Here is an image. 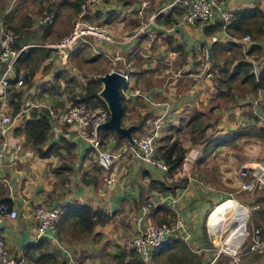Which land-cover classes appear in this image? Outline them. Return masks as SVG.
Wrapping results in <instances>:
<instances>
[{
    "label": "crops",
    "instance_id": "obj_1",
    "mask_svg": "<svg viewBox=\"0 0 264 264\" xmlns=\"http://www.w3.org/2000/svg\"><path fill=\"white\" fill-rule=\"evenodd\" d=\"M16 1L28 3L30 0H6L12 4ZM56 1L60 3V0ZM61 1L66 4L72 0ZM170 1L98 0L90 3L83 15L85 19L89 13L92 19L89 17L88 21L103 26L113 38V41L94 40L90 36L91 55L106 57L109 64H112L108 71L127 72L132 87L142 92L139 95L122 96V124L128 126L142 122L140 129L132 130V136L141 134L149 127L150 120L163 109L164 102H168V116L157 139L158 143L160 137L168 134L170 126H178L194 112L204 114L206 109L210 114L218 115L213 134L217 136L233 132L234 139L222 142L212 137L193 143L187 131L180 133L182 145L187 151L182 163L169 178H164L159 170L141 165L132 155H128L127 160L114 170L116 181L106 185L103 182V170L96 164L87 145L70 128L62 127L50 132L43 148L52 142L64 144L61 138L73 145L43 157L26 140L21 131L24 124L14 125L6 135L15 149L14 155L0 162V201L5 200L3 202L6 204L10 202V208L17 211L15 217L0 213V237L11 254L17 255L25 251L27 245L38 242L35 254L41 251L51 253L55 264L66 263V250L74 254L76 264H112L110 261L118 264V256L123 253L121 239L136 234L138 221L144 222L146 216L158 222L154 218L156 207L165 206L169 210V216L166 215L168 221L179 216L186 223L190 232L189 242L208 248L204 253L206 263L217 255L218 250L211 251L206 245L203 225L205 217L221 199L232 195L250 211L251 219L259 223L260 215L264 213V192L242 189L237 169L242 164L264 160V135L255 132L262 127L256 123V118L264 116V88L251 87L246 94H236L231 88L232 96L223 95L224 105H214L212 103L218 97V89L215 72L210 66L221 65L222 57H229L233 49L238 51L239 56H232L231 61L223 67L225 70L229 71L236 59L241 58L251 61L255 75L264 67V0H222L224 7L233 13L243 8L256 7L262 15L256 17V23L250 17L242 21L239 27L232 25L227 35H219L216 41L210 38V31L205 32L197 24H179L176 13L180 8L168 7ZM2 6L0 20L3 22L4 16L9 17L5 14L12 6L6 5L4 10ZM80 12L81 9L74 12L76 18ZM116 14L134 18L130 24V27L133 24L134 27L114 30L111 23L115 21ZM15 19L12 25L18 30H32L37 25L36 19L35 25L27 29L23 22L19 26L23 17ZM25 19H28L27 15ZM1 21L0 24L5 25ZM142 26L143 29L135 36L137 29ZM244 27H249L251 32L241 31ZM51 30L56 29L52 27ZM245 34H248V39H242ZM42 37V30L33 28L30 33L23 32L20 41L41 42ZM204 50H207L210 57L208 68L201 59ZM59 56L61 58V54ZM53 57L50 54L44 60L50 61ZM46 61L35 70L33 79L42 75L41 68L46 66ZM65 63L66 60L61 68L65 67ZM51 75L50 71L45 74V78L50 80ZM35 84L30 89L31 99L53 103L61 100L60 94L43 93L40 97V88H36ZM34 91L36 94H33ZM107 136L114 143L115 149L129 142L127 138L125 141L118 140L116 134ZM64 163L66 165L63 169L55 170ZM84 177L89 179L88 182L83 180ZM152 179L171 184V191L152 189ZM237 201L233 200L239 204ZM70 202L99 208L108 213L110 218L103 223L95 221L90 232L80 233L71 225L69 215H65L56 222L54 232L35 239V221L30 215L32 207L38 203L67 205ZM142 206H147L144 217ZM184 242L189 246L188 242ZM124 262L129 263L125 255ZM241 264H264V257L249 255L241 260Z\"/></svg>",
    "mask_w": 264,
    "mask_h": 264
},
{
    "label": "built area",
    "instance_id": "obj_2",
    "mask_svg": "<svg viewBox=\"0 0 264 264\" xmlns=\"http://www.w3.org/2000/svg\"><path fill=\"white\" fill-rule=\"evenodd\" d=\"M93 2H98V0H84L81 4V12L78 18L74 20L71 30L63 39L56 43L21 42L20 38H18L19 34L13 27L0 24V162L3 159H10L14 155L15 149L6 139L8 131L14 125L24 124L30 110L38 108L47 110L50 132H55L62 127H68L87 145L95 161L104 172V184L111 185L116 181L114 170L117 165H122L127 160L128 155H132V158L141 165L159 170L164 178H169L168 165L159 155L156 145L164 125L163 123L167 120L168 102H164L162 105L163 109L156 117L154 116L150 120L149 127L145 131L139 135L132 136L131 142L116 149L108 136L102 137L103 128H101V125L109 117L107 105L104 106L98 102L93 105H88L84 102H72L68 97L60 94L61 100L58 102H45L44 100L33 98L25 103L23 102L24 104L22 103L16 112L12 113L10 111L11 95L14 89L24 86L25 82V72L18 66V59L23 50L30 46H48L52 52L53 49L57 48L58 50L54 51L62 53L61 62L63 63L67 58L65 48L77 40L89 42L91 40L89 37L91 36L94 40L113 41L110 32L103 26L83 18L84 9H87L88 5ZM167 6H178L180 8L176 13L179 24H197L202 29L207 25L215 26V31H212L210 36L212 41H216L219 35H227L234 18L233 11L225 8L222 0H171ZM139 13H141V10ZM53 18V10H45L37 18L36 23L37 25L47 24L52 22ZM142 29L143 26L138 28L134 35L136 36ZM242 39H248V35H244ZM201 59L208 68L210 57L207 50L202 52ZM119 72L124 76V81L120 85L121 96L139 95L142 93L138 88L132 87L130 75L127 72ZM34 93L36 94V91ZM256 123L264 127V116L256 118ZM237 173L242 180V189L255 192L256 188L264 187V160L257 161L254 164H242L238 167ZM142 207V217H144L147 213V206ZM62 212V204H35L30 210V215L35 221V239L49 235L52 231L54 232L56 222ZM0 213H7L10 217L17 215L15 209L9 208L3 202L0 203ZM249 213L250 211H248L246 223L249 219ZM206 217L204 225L207 235L209 238H212L211 236L220 238L223 229H221L219 235H217L216 231H209L206 225ZM139 220L142 221V218L140 217ZM246 223L236 246H230L225 239L221 240L223 243L221 241L219 243L220 247L217 255L220 252L230 255V264H241L240 256L242 254L264 257V216L259 223L252 224L249 228L246 227ZM167 236L178 237L188 242L191 250L197 255L202 252L206 253L208 250L206 246L189 242L190 232L181 217L177 216L167 222H155L146 216L144 222L140 223L138 221L136 234L121 239V252L128 259L132 257V252H135L144 264H150L152 250L160 245ZM215 257L216 255L213 258ZM211 261L201 264H211ZM65 262V264H76L74 254L70 250H66ZM0 264H35V262L27 257L24 251L17 255L11 254L0 237Z\"/></svg>",
    "mask_w": 264,
    "mask_h": 264
},
{
    "label": "trees",
    "instance_id": "obj_3",
    "mask_svg": "<svg viewBox=\"0 0 264 264\" xmlns=\"http://www.w3.org/2000/svg\"><path fill=\"white\" fill-rule=\"evenodd\" d=\"M82 1L83 0H72L69 2L74 12H78V10L80 9L79 5ZM260 15L262 14H260V11L256 7L243 8L237 10L234 13L232 25L239 27L242 21L250 17H252V21L256 23L257 21L256 17ZM8 22H9V18L5 17L3 23H8ZM51 23L52 22L44 24L45 25L44 28H46L47 30V28L51 25ZM213 30H215V26L207 25L204 27L205 32H209V31L212 32ZM241 31H244L246 33L251 32V30H249V27H244V29ZM21 34L22 33H19L18 38H21ZM44 35L45 32L43 33V36ZM213 45H214L213 47L215 48L216 42ZM16 46H18V44H16ZM50 54L51 53L49 48L33 47V46L28 47L26 50H23L20 53L18 62L25 63L24 67L26 69V73H25L26 83L29 81L30 78H32V76L35 73V70L39 67V65L44 61V59L48 58ZM218 72L221 73V77L215 76L217 89H218L216 93L217 96H219V94L232 96L233 91H231L230 89L232 88V81L235 78L239 79L240 82L242 81L247 82L252 87V89H258L260 87L264 88V67L257 72V75H255V72L252 70L251 61L245 58L236 59V62L232 64L231 69L229 71L225 70L222 67L221 69L220 68L218 69ZM62 73L63 71L58 73L56 72L54 79H59L60 76H62ZM65 82L72 83L73 85H75V89L78 90L76 95L72 96V98H68L69 100H72V102H84L87 103L88 105H93L94 103L98 102L106 106V103L98 94L99 90L101 89V83L98 80H96L94 77H89L87 79L82 80L81 82L79 80L80 84L75 82L73 78H67ZM59 89H60L59 86L54 83L49 86L43 85L39 90V95L40 97H42L43 93H47L48 95L63 93V91ZM23 93H24V89L21 87L14 89L10 101V111L12 113L16 112L23 103ZM121 98H122V106H123V97L121 96ZM203 116H205L203 113L194 112L189 116V118H187L183 123H180L178 126L176 127L170 126L168 128L169 130L168 134L162 138L160 137L161 139L159 138L160 142L159 143L157 142L158 143L157 150L161 158H163L165 163L168 165L169 176H171L172 173L175 172L176 169L180 166L187 151V148L182 145L179 136L180 133L184 134L187 131V133L190 134V139L193 141V143H196L197 141H201L204 139H210L212 137L217 138L222 142L223 141L227 142V140L234 139L233 132L227 135L225 134V135L216 136L213 134L215 130L212 129V132L208 134L207 129L210 128L209 127L210 118L207 117L206 119H203ZM121 124H122V117H121ZM183 125L185 126V129L183 128ZM21 131L23 132L28 143L37 150L40 156L43 157L48 156L50 154L58 153L61 148L69 149V147L73 145L70 144L69 141L61 138L64 144H60L58 142H52L51 144L43 148V145L46 142V140H48L50 134V121L47 115V110L45 109H38V108L31 109L28 117L24 121V125L21 128ZM173 132H175L176 134L173 135ZM255 132L264 135V127L257 128ZM109 134H116L118 140L120 141L122 140L125 141L126 139V137L115 133V131L112 128L104 127L102 129V137H105ZM96 164L98 165L97 162ZM65 165H66L65 163L61 164V167H56L55 170L57 171L63 169ZM83 180L85 182H88L89 179L84 177ZM150 186L152 187V189H158L160 191H169V190L171 191L172 189L171 184H167L164 180L152 179L150 180ZM3 201L5 200H1L0 203H2ZM227 201L232 202L231 200H227ZM6 205L10 208L11 203L8 202V204ZM216 205H214L212 209ZM156 211L157 212L154 214V218H156L158 222H167L169 220V218L166 217L167 214L169 216V210L165 206L156 207ZM65 215H69L68 218L70 217L71 221H74L73 226L75 231H78L80 233L90 232L93 228L95 221H99L103 223V222H107L110 218V215L108 213L104 212L99 208L96 209L88 204H80L76 202H70L67 205H63V212L60 215L59 220L62 216ZM37 247H38V242L36 244L33 243L27 245L24 251L26 256L34 260L35 264H55L54 261L55 258L51 253H46L45 251H41L39 252V254H35ZM172 247L176 248L174 254L178 258L179 262L187 259L186 263L188 264L193 263L194 257L197 254L194 253L191 250V247L188 246L181 238L174 236H167L166 238H164L163 242L160 245L156 246L152 250L150 263L163 264L165 261H162L161 258L166 255L167 256L170 255V253L168 254V252L173 251ZM128 262L129 263L124 262L123 253H121L118 256V264H144V262L140 259L139 255L135 252H132V257L128 259Z\"/></svg>",
    "mask_w": 264,
    "mask_h": 264
},
{
    "label": "rangeland",
    "instance_id": "obj_4",
    "mask_svg": "<svg viewBox=\"0 0 264 264\" xmlns=\"http://www.w3.org/2000/svg\"><path fill=\"white\" fill-rule=\"evenodd\" d=\"M42 1H44V0H42ZM42 1L41 0L40 1L30 0L28 3H26V2L19 3V1L18 2L16 1L17 3L12 4V3H7L6 0H3L2 1L3 3L0 2V6H1V4H3V6H2L3 10H4V7L6 5L9 7L12 6V7H10L9 12L7 14H5V15L9 16L8 18L11 22L10 23L9 22L4 23V24L6 26L13 27V29L18 34L23 33V32H25V34L30 33L33 31V28H35V30H37V28H39L40 30H42V33L45 32V35L42 38H40L41 42H45L43 40H51L52 41L51 43H56V42L60 41L71 30L74 20L77 19L76 18L77 14L74 15V10L70 6L69 2H66V4H64V3H61L62 2L61 0H60V3H59V1H56V0H47L44 2H42ZM83 2H84V0L79 5L80 9H81V4ZM11 8H13V9H11ZM1 9L2 8L0 7V11H1ZM49 9L53 10L54 18H53L51 25L47 28V30H46V28H44L45 27L44 24L43 25L42 24L36 25L32 28V30H18V28L16 26L12 25L13 21L16 20L15 18L21 19V17H23V19L20 20L19 26L23 22V23H25L26 28L28 29L33 24L35 25V20L37 18H39L40 15H42V13L45 10H49ZM85 10H87V9L85 8L84 11ZM25 15H27L28 19H25ZM90 16L91 15L88 13L87 17L85 19H87V21L90 20V18H91ZM3 18H5V16ZM133 19L134 18H131V16H129V15H126L123 17V15L116 14L115 21H113L111 23V26L114 30H120L121 31V30H123L124 27L129 28L130 24H132ZM15 22H18V20ZM71 22H72V24H71V26H69ZM1 23H3V22L1 21ZM52 27H55L56 30H51ZM132 27H134V24L130 28H132ZM68 29H70V30H68ZM33 41L40 42V40H33ZM65 50L67 52V58H66V63L64 64V66H65L64 68H61V66H63V63H61V58L59 56V54H62V53H58V51H52L51 55H54V57L49 59L50 61L44 60L42 62V63H44L45 61L48 62V63H46V66H43L41 68L42 75L39 74L38 76H36L35 79L30 78L27 83L24 82V86L21 87L24 89V95H23V102L24 103L28 100H31V98H32V93L30 92V89L32 88V84L34 82H36V84H35L36 88L37 87L41 88L43 85L49 86V85L54 83V84L59 86V88H60L59 90L63 91V93H61L62 95H65L68 98H72V96L77 94L78 90L75 89V85H73L72 83L65 82V80L67 78H73L75 80V82L80 84V82L82 80H84L85 78L87 79L89 77H95L97 75L103 74L104 72H108V69L112 65V64H109L108 59L106 57H103V56L95 57V56L91 55L90 41L85 42L82 40H77L76 42L71 44L69 47H66ZM234 55L239 56V53H238V51L232 49L228 54L229 57H227L226 55L222 57L221 65H219V64L218 65L215 64V66L211 65V68L215 72L214 75L221 77V73L218 72V69L225 67L226 64H228L229 61H231L232 56H234ZM225 61H227V62L224 64ZM18 66L20 68H22L24 70V72L26 73V69L24 67L25 66L24 62H20ZM202 68H205V67H202ZM50 71L52 72V75H51V79L48 80L45 78V74H47ZM62 71H63L62 76H60L59 79H54L56 72L58 73V72H62ZM79 79H80V82H79ZM250 88H251V86L248 83H246V82L240 83V81L237 79L235 81H233V83H232V89L235 91L236 94H240V93L246 94L247 92H249ZM223 97H224L223 95L215 97L212 104L224 105L223 103H224L225 98H223ZM227 97H229V96H227ZM227 97H226V100L228 99ZM229 101H231V100H228L227 102H229ZM206 110H205V113H204L205 116H203V119H206L207 117L210 118V126L209 127L211 129L209 131L212 132V129H215V120L218 118V115L210 114ZM209 131L207 130L208 133H210ZM156 145H158V143H156ZM233 148H234V146H233ZM257 191L264 192V187L256 188L255 192H257ZM226 199L232 200V202H233V200L237 201L235 198L232 197V195L227 196V198H225V199H221V201L226 200ZM239 204H241V203H239ZM218 205H220V203ZM218 205H216L214 208H216ZM242 209H243V217L239 221V225H240L241 229L244 230L245 222H244L243 218L246 221V214H245L246 209H244L243 207H242ZM212 213H213V210L210 212V215ZM208 216H207V219H208ZM263 216H264V213L260 215V218H262ZM251 218H252L251 214L249 213V219L246 223L247 228H249L250 225H252V224H256ZM73 222L74 221H71L72 226H73ZM203 227H204L203 230H204V234H205L206 245L208 247H210L211 251H215V250L217 251L220 247V245H219L220 241L223 240L225 238V236L229 233L230 226H223V228H222L223 230L221 233L222 238L221 237L217 238L214 236H211L212 238H209V236L207 235L206 229H205V225H203ZM237 243L235 244V246L237 245ZM175 249H176L175 247H172L173 251L168 252V254L170 253V255H168V256L166 255V256L161 258L162 261H165L163 264H188V263H186L187 259L179 262L178 258L174 254V252L176 251ZM204 255H205L204 252H202L199 256L195 255L194 261L191 264L204 263V261L206 260ZM245 257H247V255H245V254H242L240 256L241 260ZM253 258H256V256H254ZM215 259L210 258L209 261H211V260L214 261L212 264H230V261H231L230 255H228L224 252H222L220 255H216ZM110 263L114 264L113 261H110Z\"/></svg>",
    "mask_w": 264,
    "mask_h": 264
},
{
    "label": "water",
    "instance_id": "obj_5",
    "mask_svg": "<svg viewBox=\"0 0 264 264\" xmlns=\"http://www.w3.org/2000/svg\"><path fill=\"white\" fill-rule=\"evenodd\" d=\"M94 78L101 83L99 95L104 100L109 110L108 120L101 125V128H112L115 133L126 137L127 140L131 142L132 130L140 129L142 122H139L138 124H130L128 126H123L121 124L123 106L120 85L124 81L123 74L116 70H110L101 75H97Z\"/></svg>",
    "mask_w": 264,
    "mask_h": 264
},
{
    "label": "bare ground",
    "instance_id": "obj_6",
    "mask_svg": "<svg viewBox=\"0 0 264 264\" xmlns=\"http://www.w3.org/2000/svg\"><path fill=\"white\" fill-rule=\"evenodd\" d=\"M242 207L246 209L243 205L236 204L235 202H230V201L221 202L220 205L212 209L213 213L211 215L210 213L208 214L209 215L208 219L206 218V225L209 231H216L217 235H219L223 226H230L229 233L225 236L224 239L230 246H235V244L239 241L240 236L243 232V230L239 225V221L241 220L243 213ZM245 214L247 220L248 218L247 209L245 210ZM216 237L218 238V236ZM221 242L223 243V241Z\"/></svg>",
    "mask_w": 264,
    "mask_h": 264
}]
</instances>
